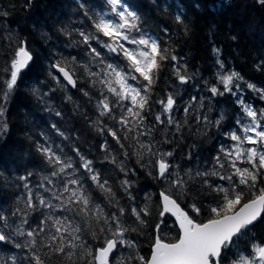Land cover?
I'll return each mask as SVG.
<instances>
[{"label":"snow or ice","instance_id":"snow-or-ice-1","mask_svg":"<svg viewBox=\"0 0 264 264\" xmlns=\"http://www.w3.org/2000/svg\"><path fill=\"white\" fill-rule=\"evenodd\" d=\"M31 2L26 0L27 5ZM74 2V14L82 15L84 19L78 23L84 27H73L74 21L70 20L60 24L58 31L72 45H83L88 60H68L61 55L54 63L49 61V75L57 85L63 81L65 86L78 88V72L83 69L94 90L78 88L95 110L94 119L87 112L82 114L88 127L102 137H111L120 149L128 147L125 140L132 141L138 146L135 154L140 167L153 179L165 182L157 204L159 219L150 225L147 218L152 215L148 203L151 195L146 194L143 206L137 203L130 179L135 170L118 160L108 139L97 147L103 153L101 163L114 165L124 176L118 185L127 197L124 204L111 178L78 144L72 143L69 154L47 131H42L41 139L33 142L45 166L39 169V181L33 186L34 171L18 176L17 187L25 190L24 207L0 208V225L9 229L0 230V244H13L24 255L0 258V264H46L45 257H63L69 264H264V236L253 231L264 220V187H258L264 183V109L257 110L246 101L241 86L243 77L226 68L221 49L213 45L215 82L205 81L202 91L209 94L207 98L192 95L183 105L185 119L181 122L176 116L183 99L180 90L195 79V74L189 73L185 58L176 54L170 41H162L145 29L140 13L126 0ZM256 2L264 6V0ZM210 7L214 10L221 5ZM7 15L0 9V17ZM175 22L187 34L188 25L179 11ZM168 31L165 25L162 33L167 35ZM74 34L76 39H72ZM33 60L27 39L10 45L4 67L7 75L0 78V136L8 131V124L2 119L4 105L17 89L22 71ZM261 66L264 62L257 67ZM168 69L171 90L159 93L156 86ZM199 83L196 81L194 86ZM246 87L264 100V88L253 83ZM34 93L45 102L46 111L63 118V112L45 100L49 93ZM225 95L233 97L240 109L235 125L221 131L231 143L220 145L210 168L185 170L175 162V150H167L164 145L170 146L177 134L182 137L189 117L196 121L198 130L200 125L221 129L225 114L210 118L206 106L210 108L213 98ZM66 101L73 103L77 112L82 107L71 96ZM51 129L57 137L71 140L57 123H51ZM156 131L164 133L161 140H156ZM194 147L188 146L189 160ZM123 156L126 160L130 153L125 150ZM245 164L250 167L241 166ZM193 184L200 186L195 194ZM93 187L103 194L112 211L96 202L91 194ZM32 213H39L38 222L29 221ZM168 217H174L171 225ZM173 227L178 231L167 239L164 230ZM149 228L151 252L145 256L132 234L143 235ZM89 236L91 240L87 239ZM16 237H25V243Z\"/></svg>","mask_w":264,"mask_h":264},{"label":"trees","instance_id":"trees-1","mask_svg":"<svg viewBox=\"0 0 264 264\" xmlns=\"http://www.w3.org/2000/svg\"><path fill=\"white\" fill-rule=\"evenodd\" d=\"M86 2L99 4L103 0H86ZM126 2L132 4L140 13L143 27L159 36L162 41H170L169 46L175 49L176 54L185 58L189 73L195 74V79L180 90V96L183 99L179 101L181 107L176 113L177 119L184 121L182 107L192 95H203L206 98L209 95L202 89L205 81L215 82L213 45L221 49V59L226 68L238 72L243 77L244 82L241 86L244 88L243 95L246 101L257 110L264 109V100L259 99L257 93L246 87L247 83H253L258 88H264V66L257 67L264 62V44L263 47L257 45V41H260L259 33L264 32V6L258 4L256 0H126ZM214 4H219L221 7L213 10L210 6ZM0 9L8 13L6 17H0V78L7 75L4 72L7 54L10 51V45L14 46L18 39H27L34 54L33 62L22 71L17 89L4 105L6 111L2 119L7 122L8 131L0 136V208L24 207L25 190L22 186L17 187L20 182L16 178L27 171H34L36 175L32 178L33 186L39 181L42 174L39 169L45 166L42 158L36 153L33 142L41 139L42 131H47L51 139L56 144H61L69 154H72V143L78 144L81 151L88 154L89 158L95 161L96 166L111 178L113 187L118 190L121 204H124L127 202V197L118 188L119 180L124 179V176L114 165L107 162L101 163L103 153L97 147L105 138L108 139L113 145V153L117 154L118 160H123L129 169L135 170L136 174L130 175V179L133 181L132 191L137 196V203L143 206L146 194L151 195V201L148 203L152 215L147 219L150 225H154L159 219L157 204L160 191L166 187L165 182L153 179L145 169L140 167L135 154L138 146L132 141L125 140L124 143L128 147L120 149L111 137H102L88 127L82 114L87 112L94 119L95 110L78 88L94 90L89 87L83 69L78 72L81 79L78 88L74 89H69L62 83L57 85L49 75V61L54 63L61 55L68 60L72 57H77L81 62L88 60L83 51V45H72L69 38L58 31L60 24H67L70 20L74 21L73 27H84L83 24L78 23L84 19L82 15L74 14V0H32L30 5L26 4V0H0ZM178 11L184 16L188 25L187 34L183 26L175 22ZM85 23H87L86 20ZM165 25L169 30L167 35L162 33ZM72 39H76L75 34ZM170 76V69L162 73L156 86L159 93L171 90ZM196 81H200L199 86H194ZM34 90L39 93H49L45 100L61 110L64 114L63 118L46 111L45 102L34 93ZM67 96H71L76 104L82 105L79 112L74 110L73 103L66 101ZM221 112L225 114L221 129L218 130L216 127L205 129L203 125H200L198 130L196 121L189 117L182 137L177 134L170 146L164 145L167 150H175V162L185 170L210 168L212 157L217 154L220 145L231 143L225 139L221 131L230 130L235 125V119L240 115V109L233 97L225 95L213 98L211 107L206 106V114L210 118L218 117ZM53 122L70 136V141L55 135L51 129ZM154 135L156 140H161L164 133L156 131ZM192 145L195 147L192 158L189 160L188 146ZM125 150L130 153L126 160L123 156ZM241 166L250 167L246 164ZM258 187H264V183L258 184ZM191 188L192 193L195 194L200 186L193 184ZM33 190L35 191V188ZM244 191L247 193L248 189L245 188ZM91 194L97 203L108 211H112L99 190L93 187ZM207 199L209 203L212 202L210 197ZM38 218L39 213H32L29 221L32 222L35 219L38 222ZM167 222L172 224L170 218H167ZM0 230L9 231L2 225ZM253 231L257 236H264V220L260 221ZM150 232L151 228L143 235L132 234L140 245L141 253L145 256L150 253ZM164 232L166 238L171 239L177 231L173 227L166 228ZM16 239L21 244L26 241L25 237H16ZM87 239L91 240V237ZM11 255L23 258L24 253L16 249L13 244H0V258L6 259ZM45 260L46 264H69L63 257L52 259L45 257Z\"/></svg>","mask_w":264,"mask_h":264},{"label":"rangeland","instance_id":"rangeland-1","mask_svg":"<svg viewBox=\"0 0 264 264\" xmlns=\"http://www.w3.org/2000/svg\"><path fill=\"white\" fill-rule=\"evenodd\" d=\"M259 35H260V41H257V45L258 46H260V45L262 46L264 44V32H262L261 34L259 33Z\"/></svg>","mask_w":264,"mask_h":264},{"label":"water","instance_id":"water-1","mask_svg":"<svg viewBox=\"0 0 264 264\" xmlns=\"http://www.w3.org/2000/svg\"><path fill=\"white\" fill-rule=\"evenodd\" d=\"M62 84L65 86V82L62 81ZM65 87H67V88H69V89H74V88H72L70 85H67V86H65ZM169 218L172 220V222L174 221V217H169ZM176 230L178 231L177 228H176ZM150 252H151V249H150ZM149 255H150V253H149Z\"/></svg>","mask_w":264,"mask_h":264}]
</instances>
